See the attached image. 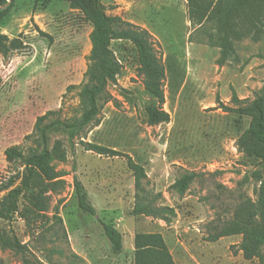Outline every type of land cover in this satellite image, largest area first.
Masks as SVG:
<instances>
[{
    "label": "rangeland",
    "instance_id": "374dc122",
    "mask_svg": "<svg viewBox=\"0 0 264 264\" xmlns=\"http://www.w3.org/2000/svg\"><path fill=\"white\" fill-rule=\"evenodd\" d=\"M98 1L106 15L152 35L165 68L162 108L169 121L147 123L152 100L136 49L112 40L120 72L94 119L79 126L92 48L85 1L75 7L70 0H10L0 14V35L7 38L0 43V208L11 189L22 188L25 173L20 160L7 161L10 146L25 155L49 151L60 181L52 184L35 170L17 212L0 218V264H135L138 233L161 234L174 264H259L243 256L242 234L211 236L229 226L245 200L256 201L260 186L252 177L258 159L237 146L250 118L221 106L233 107V94L252 100L263 87L264 17L259 31L229 35L225 47L214 22H190L186 0ZM43 116L44 140L37 126ZM89 143L141 164L140 189L126 157L99 155L85 149ZM185 173L195 174L186 188H171ZM74 178L95 215L79 208ZM136 196L172 208L173 215L165 214L170 221L133 215ZM102 223L121 233V252L112 251Z\"/></svg>",
    "mask_w": 264,
    "mask_h": 264
},
{
    "label": "trees",
    "instance_id": "16d2710c",
    "mask_svg": "<svg viewBox=\"0 0 264 264\" xmlns=\"http://www.w3.org/2000/svg\"><path fill=\"white\" fill-rule=\"evenodd\" d=\"M76 7L79 0H70ZM82 9L92 23L90 33L91 51L89 64L86 70L87 82L83 85L80 96L85 104L78 125L84 126L97 115L98 101L105 95L109 82H114L120 72V65L110 49L112 40L130 41L137 52L140 73L143 78V88L152 102L145 107L147 123L157 125L169 121V114L163 110L165 101L163 81L165 68L161 58L156 54L152 35L150 32L131 22L119 17L105 14L103 6L98 0H84ZM187 14L192 24H201L212 21L218 32L222 33L224 46L229 47L228 36H238L243 31L253 29L259 31L261 19L264 17V0H186ZM6 0H0V5ZM9 7V5H8ZM7 8L0 9V14ZM0 35V43L6 40ZM231 101L233 107L222 105L225 111L234 112L240 117H249L248 128L237 139V146L247 156L258 159L257 169L252 172V177L260 182L255 202L245 200L241 209L230 220L229 226L212 235L211 240L220 237L242 234L239 244L246 259L257 258L259 264H264V81L260 92L252 100L239 99L235 94ZM40 117L37 121L39 137L45 139L47 127H40ZM86 150H91L99 155L123 156L134 175L135 188L140 189V181L145 178L144 168L135 162L130 155L120 151L106 148L98 144H85ZM7 161L20 160L25 168L22 176V188H13L8 192L7 202L0 208V218L10 220L18 210V199L22 189H27L33 178L35 170L44 175L52 184L59 182V172L51 165V154L46 149L39 153L25 155L17 146H10L5 150ZM194 173H185L175 180L171 188L183 191L187 184L194 178ZM75 193L79 208L88 214L95 215V209L90 204L87 193L82 183L74 178ZM3 188L0 187V191ZM158 195V194H157ZM153 199L136 196L131 210L133 215L151 216L169 222L166 213L173 215L174 211L168 206L156 207ZM103 232L115 253L122 250V235L109 223H102ZM1 240V232H0ZM18 245V244H17ZM134 261L135 264H174L159 233H138L134 236Z\"/></svg>",
    "mask_w": 264,
    "mask_h": 264
},
{
    "label": "water",
    "instance_id": "95a60500",
    "mask_svg": "<svg viewBox=\"0 0 264 264\" xmlns=\"http://www.w3.org/2000/svg\"><path fill=\"white\" fill-rule=\"evenodd\" d=\"M10 4V0L7 2V4H5L4 6H0V9H5L8 7V5Z\"/></svg>",
    "mask_w": 264,
    "mask_h": 264
}]
</instances>
